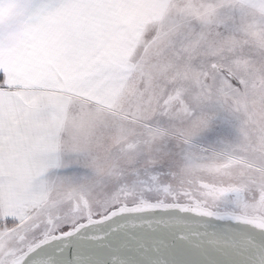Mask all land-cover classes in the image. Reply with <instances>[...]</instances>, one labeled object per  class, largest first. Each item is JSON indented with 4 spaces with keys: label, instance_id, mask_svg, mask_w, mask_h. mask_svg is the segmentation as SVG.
Masks as SVG:
<instances>
[{
    "label": "snow or ice",
    "instance_id": "snow-or-ice-1",
    "mask_svg": "<svg viewBox=\"0 0 264 264\" xmlns=\"http://www.w3.org/2000/svg\"><path fill=\"white\" fill-rule=\"evenodd\" d=\"M0 264H264V0H0Z\"/></svg>",
    "mask_w": 264,
    "mask_h": 264
}]
</instances>
